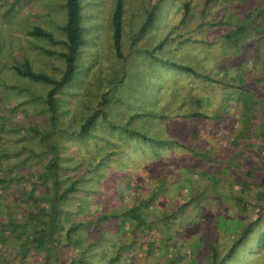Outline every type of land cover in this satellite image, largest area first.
I'll return each instance as SVG.
<instances>
[{
  "label": "rangeland",
  "instance_id": "obj_1",
  "mask_svg": "<svg viewBox=\"0 0 264 264\" xmlns=\"http://www.w3.org/2000/svg\"><path fill=\"white\" fill-rule=\"evenodd\" d=\"M79 1L85 33L87 35L88 30L92 29L95 33L87 36L96 39V42L87 41L81 44V49L75 58L77 64L75 63L74 76L70 81L73 87H79L80 80L83 78L90 86H94L87 88H93L96 91L103 88L100 93L105 92L106 95L111 96V100L106 104L104 110L106 118L103 123L101 124L100 119L97 118L95 123L90 125L89 134L84 136L82 143H79L81 139L75 137V134L68 137L72 141L75 140L74 145L83 154L98 153L100 146L128 147L131 152L130 154L125 152L120 156V165L122 168V165L130 168L131 172H128V169L116 172V166L109 169L108 178L103 180L104 182L100 178L101 181H95V183L109 184L117 180L120 189L116 187L117 191L113 190L109 197L101 192L92 193L86 201L88 207L81 210L72 206L70 215L76 217L89 211L90 215L97 216L104 210L121 208L120 197H125L130 205L134 202L133 200L143 199L144 201L147 194L154 188L155 190L159 188L153 194L152 202L147 205V207H153L151 217L157 218V215L162 214L164 210L172 212V215L168 218H157L159 221L156 224H162L160 231L155 229L156 226L150 232L146 230V225H143L144 228L140 230L137 228L138 232L142 229L147 232L140 233L142 245L131 246L133 255L125 253L118 264L129 262L131 264H168L169 260H172L174 264H203L208 262L205 256L208 254L207 243H214L215 251L222 252L230 243V239L239 233L241 226L251 219H256L257 216L259 217L252 223L244 241L239 244L232 256L224 259L222 264H264V183L258 181L261 176L264 177V134L263 138H255L256 130L253 131L249 138L251 145L249 141L246 142L243 152L232 159V166H229L226 171L222 170L220 177L218 174L217 178H213L209 163L197 158L194 151H198L199 145L204 147L213 145L214 153H217L218 148L219 153H223V146L229 144L233 136V133L229 134L226 124L230 122L232 126H236L240 119L242 99L235 100L239 91L238 89L230 91L231 87L223 83L220 85L206 82L203 76H195L164 62V59L183 61L202 75L208 74L222 81L225 79L226 82H235L241 78L247 80L252 78L255 81L264 67L261 45L264 41V0H213L205 5L202 4L203 0H185L188 7L181 21L178 17L182 11L183 0H124L121 33L123 57L115 54L112 45L109 13L113 0ZM28 2L33 7L37 6L38 11H34L39 16L38 20L29 19L25 13L23 15L22 11L16 12L17 7L8 12L0 10V150L5 148L12 152L9 154L0 152V173L13 176L8 183L5 182V185L0 184V192L6 194L5 197L16 200L15 208L17 209L12 213L18 218L23 216L21 214L23 212H20L21 208L28 209L33 204L39 203L46 206L48 203V199L43 195L51 183L46 178L41 179L36 176V172L47 160V155L44 154L38 160L27 157L26 162L22 163L17 156L27 154L31 156L28 151L30 146L37 149L40 147L37 136L30 130L31 125L50 126L48 124L51 120L48 116L50 111L46 106L45 96L51 83L19 74L8 63L21 64L23 60L28 59L35 70L52 76L59 75L66 64L65 57L56 51L65 48L61 40L64 36L62 24L66 19L65 0H28ZM152 5V21L138 34L137 29L146 10ZM202 6V11H199ZM25 7V5L19 6V10ZM255 12L258 13L255 15ZM27 20L33 22L28 24ZM240 22L245 24L237 45L226 44L221 36L222 31ZM27 25L30 27L27 30L29 33L24 31ZM32 28L36 30L30 31ZM256 30L259 31L257 34ZM164 34L166 37L163 43L154 46ZM252 46L256 47V50L253 51ZM49 48L55 52H50ZM237 68L243 73L236 74ZM96 71H101L102 74ZM234 75L236 80L232 79ZM260 82L264 86V81ZM253 83L247 92L251 98L256 93L254 105L248 110L253 112L250 115L252 119L260 116L264 110L262 94L253 92L260 85ZM219 86L221 88L224 86L226 92ZM76 89L73 88L72 91L75 92ZM227 90L230 91L229 96H226ZM72 93L65 94H70V100L75 105L78 101L74 94L72 97ZM88 95L91 96V94ZM195 95L202 96V105L198 108L199 110L209 115L217 109L224 112L228 107L229 111L224 113H230L231 117L214 123L208 118L179 117L182 113L196 109L193 101ZM100 96L101 94L98 96L93 94L90 100L91 105ZM81 97L85 98L80 94L79 98ZM224 97L226 102L222 104L224 100L221 98ZM75 106L76 119H71L69 122L65 118H69L71 111L67 108L64 111L65 114L58 111L55 120L59 126L55 124V130L60 131L71 126L79 127L81 117L92 110L82 109L79 104ZM155 106L167 114L163 119L144 114L145 110H153ZM220 106L225 109L220 110ZM70 108L74 109L73 106ZM62 109L64 110V107ZM134 112L138 114L130 117V113ZM170 118L186 128L185 138L189 139L190 150L181 151L184 153H179L177 157L175 154L169 156L170 150L175 147L173 144L159 146L158 154H162V157H153L154 153L145 147L140 135L130 132L127 136L120 137L114 132L119 131V128H114L112 124L118 122L116 125L123 131L126 130L122 126H132L140 129L139 131L144 130L158 136L166 134L165 122ZM191 127L196 128L197 132L190 135L188 133ZM257 131L259 132L260 129ZM96 142L97 144H94ZM18 147L22 150L13 152ZM236 148L239 146L229 147L225 151H233ZM134 151L141 158L133 154ZM214 153L211 155L220 156ZM142 157L145 162L150 163L148 166L145 167ZM63 158L68 165H74L66 157ZM154 160L157 165L151 164ZM165 161H167L166 165L162 163ZM182 162L193 166H190V169L185 166L186 169L183 172L184 168L180 167ZM215 164L216 168L220 166L217 162ZM69 169L66 172L65 169L62 170L65 176L75 173L74 166ZM178 171L179 175L176 174ZM248 171L249 174H247ZM142 172H145V175L138 176V173ZM234 175L240 179L246 178L249 182L244 196L246 205L243 208H238L231 197V194L236 193L238 186L229 182ZM183 177L189 180L188 185L176 186ZM134 182L136 184L140 182L141 185L136 186ZM125 184L129 187L128 191L124 190ZM77 191H80V188ZM194 192H199L198 199L176 212V206ZM113 196L117 199L116 203H110L108 200ZM71 199L72 197H69V200ZM77 201L79 202L78 199ZM60 204L63 205L64 200ZM215 213H221L220 228L226 227L231 222L233 228L215 229ZM86 214L89 215V213ZM5 218L6 216L1 213L0 219ZM100 223L103 224V221ZM113 223L109 222L105 226ZM92 227L97 230L98 222H92ZM9 233L7 226H0V264H24L21 262V255L15 250L19 238ZM122 236L127 237V234L124 232ZM104 248H106L105 252L92 248L91 252L88 251V256L100 262L102 258L109 255V248L107 246ZM28 252L39 263V251L30 247ZM48 260L43 259L41 264H50Z\"/></svg>",
  "mask_w": 264,
  "mask_h": 264
},
{
  "label": "trees",
  "instance_id": "obj_2",
  "mask_svg": "<svg viewBox=\"0 0 264 264\" xmlns=\"http://www.w3.org/2000/svg\"><path fill=\"white\" fill-rule=\"evenodd\" d=\"M209 1L213 0H203L202 4L205 5ZM65 5L66 19L62 24L64 36L61 39L65 45V48L56 50L57 53L63 55L66 59L65 68L63 69V71L59 75L52 76L46 72L35 70L30 65L28 59L23 60L21 64L13 65V68L19 74L27 75L34 79L46 80L51 83V86L49 87L45 96V101L47 104L46 106L50 111V114L48 115L51 118L48 123L50 126L35 127L31 125L30 130L33 132V134H35V136H37V140L40 143V147L39 149H37L33 148L34 146H30L28 151H30L29 155L31 156H28V154L25 156H17L19 162L22 163L26 162L27 157L30 159L38 160V158H40L44 154L47 155V160L45 161L43 167L36 172V176L37 178L41 179L46 178L47 181L51 183L50 187L47 188L43 195L45 198L48 199V203L46 206L41 205L39 203L36 205L33 204L28 209L21 208L20 212H23L21 213L23 216H20L18 218L15 217L12 213L14 212L13 210L17 209L15 208V205L17 203L16 200L12 198H7L5 197L6 194L0 192V214L2 213L6 216L4 220L0 219V226H7L8 230L10 231L9 234L16 235L19 238L15 250L21 255V262H24V264H41V261L43 259H49L50 264H112V262H114L113 264H118L119 259H122L125 253L133 255V249L131 248V246L137 247L142 245V239L139 238L141 232L146 234V230H149L148 232H150L151 229H154L153 227L155 226V229L160 231V227L162 226V224H156L157 221H159V219L157 218H168L172 215V212H165L166 210H164L162 214L160 213L157 215V218L154 216L153 218L151 217L153 207H147V205L152 202L153 194H155L157 189H159L156 187V190L154 188L149 194H147V198H145L144 201L143 199H139L138 201L133 200L134 202L129 205L125 197H120L121 208L119 209L111 211L107 209L102 211L97 216L90 215L89 211H86L83 215H77L76 217L70 215V212H72V206L77 207L81 210H84L86 207H88L86 201L91 197L92 193L101 192L104 195L106 194L107 197H109L112 194L113 190L117 191V188H119L117 180L111 181L112 183L109 184L102 182H104L103 180L108 178V170L112 167L116 166V172H120V170L124 169H128V172H131V170H129L130 168H125L124 165H122V168L120 165V156L124 155L125 152H128L127 154H130L131 151L128 149V147L125 146H117V148H105L100 146V150L98 153L88 152L83 154L80 153L78 147L74 145L73 142L75 140L72 141L68 137L71 134H75V137L77 136L81 139L79 140V143H82L85 138L84 136H86L87 133L89 134L90 125L94 124L97 118L100 119L102 124L106 118L104 110L106 104L111 100V96L106 95V93L102 91L100 93V90H102L103 88L97 91L93 88H87L88 86H94H90L89 83H87L83 78H81L80 80L81 84L79 83V87L72 86L70 80L74 76L76 63L75 58L76 54L81 49V44L87 41H90V43H95L96 39L88 37L89 35H93L95 33L92 32V29L88 30V36L85 33L84 24L82 20L83 15L82 11L80 10V1L65 0ZM181 7L182 11L180 16L178 17L179 21H181L184 17V14L188 7V3L183 0L181 3ZM202 9L203 6L199 11H202ZM123 10L124 0H113L112 7L109 13L111 29L110 33L112 38V45L115 50V54L118 57L124 56L122 50L121 37ZM152 17L153 5L147 8L144 18L137 29L138 34L141 33L146 28V26L151 23ZM244 24L245 22H240L235 26H231L230 28L228 27L226 30H223L221 34L224 39L223 41L229 45L230 43H232L233 45H237L238 40H240V33H242L244 29ZM35 30V28H32L30 31ZM165 34L157 40L154 46H159L163 43L164 38L166 37ZM101 36L102 35H100V37ZM234 48H236V46H234ZM147 50L151 51L150 49ZM49 51L55 52V50L50 48ZM164 62L168 63L173 67L183 69L186 72H190L195 76H203L205 77L206 82H212V84L217 83L220 85L223 83L224 85L231 87V90L229 89L230 91H232L233 89H238L239 91L235 100L237 101L239 99H242V108H240L239 111L240 119L236 126H232L230 122L229 124H226L229 134L233 133V136L231 137L232 139L229 140V144H226L224 146L221 145L223 146V153H219V148L217 150V153H214L215 150L213 149V145L211 147H204V145H199L200 148L198 149V151H194V155L197 156V158L203 159V161L205 160L207 164L209 163V169H211L210 172H212L213 178H217L216 175L218 174L220 177L222 170L226 171L229 166H232V159L235 157V155H239L240 152H243L242 149L244 147V144L248 141L250 142L249 138L251 137L253 131L256 130L255 138H263L262 135L264 134V110L260 116L258 115L257 117H254V119L250 117L253 112L248 111L249 109H252L255 102L256 93H254V97L252 98L248 95L249 93L247 94L249 88L251 89L254 80L252 78H249L248 80L245 78H241V80L238 79L235 82H226L225 79L222 81V79L213 78L208 74L202 75L197 72L191 65L183 61L164 59ZM238 69L239 68H237L236 70V74H242L243 72L238 71ZM262 69L263 70L258 74L256 78L257 81H254V83L256 82L257 85H260V87H258L253 92H260V94H262V98L264 99V86H262L260 82L262 80L264 81V67ZM96 73L102 74L101 71H96ZM232 79L236 80V75L232 76ZM219 87L222 91L226 90L224 86L222 88L221 86ZM73 88H77L75 92L72 91ZM230 91L227 90L226 96H229ZM66 92H73L72 97L73 94L75 97H77L78 103L75 105L79 104L82 109L85 108L87 110H92L89 111L83 117H81L82 119L79 120V127L71 126L68 129H60V131H57L55 130V126L58 124V122H56L55 118H57L58 116V111H61L65 114L64 111L67 108L69 109L68 111L71 112L69 113V118L67 117L65 118V120L69 122L71 119H76V106L73 105L72 101L70 100V94L66 95ZM80 94L83 95L85 98L81 97L80 99ZM88 94H91V96ZM93 94L96 96L101 94V96L97 98L94 104L91 105L92 102L90 100L92 99ZM230 94L232 95V93ZM221 99L224 100V103L222 104H225V97ZM263 99L261 101H264ZM63 100L65 104L63 103ZM66 101H70V103H66ZM193 101L196 105V109L182 113L179 117H188L190 119L208 118L212 123L217 122L220 119H228L231 117L230 113H224L226 111H229L228 107L226 109L224 108V110L220 106L219 109L221 108L220 110H224V112H220L217 109L213 111L214 113L209 115L203 112L202 110H199L198 108H200L202 105V96L200 95H195ZM67 104H69V106ZM72 106L74 107V109L70 108ZM63 107L64 110L62 109ZM152 109L153 110H145L144 114H149L152 117H159L161 119H163L167 115L162 109H158L156 106ZM136 114H138V112L130 113V117L135 116ZM106 122L110 124L109 121L106 120ZM117 123L118 122L112 123L114 128H119V131H114L116 135L118 134L120 137H125L128 135V133L135 132L136 134L142 137L143 144L145 145V147L147 149L149 148L148 150L154 153L153 157H162V154H158V147L163 146L164 144H166V146L172 144L173 146L175 145L174 149L170 150L169 156L175 154V156L177 157L179 153H184L181 151L190 150V146L188 143L189 139L185 138L186 128L178 124L177 121L173 120V118H170L169 121L167 120L165 122L164 130L166 134H161L158 136L153 133H147L144 130L139 131L140 129L138 130L136 127L134 128L132 126H122V128L126 130L123 131L120 127L116 125ZM61 126L64 127V125ZM105 126L108 127V125ZM257 129H260V131L258 132ZM195 132H197V129L191 127L188 134L191 135ZM173 135H176V137H172ZM251 143L252 142H250L249 144L251 145ZM94 144H97V142ZM237 145L239 146V148L234 149L233 151L235 152L225 151V149L234 146L236 147ZM21 150L22 149H19L18 147L13 152L17 153ZM0 152H4L5 154L12 153L11 151H8V149L6 150L5 148H2ZM132 153L138 155L139 158H141V156L135 151ZM213 153L219 154L220 156H212L211 154ZM109 155L110 157H108ZM63 157H66L67 159L72 161L74 165H68L67 161ZM113 160L115 162H112ZM141 160L145 164V167L150 164L148 162H145L143 160V157ZM216 162L220 164V166L218 167L219 169L216 168ZM162 163H165L166 165L167 161ZM151 164L157 165L156 160H154ZM73 166L75 168V173L73 175H71L70 173L69 176H65L62 170L65 169L66 172L70 170V167L73 168ZM185 166L189 167L188 169H190V166L193 165L189 166V164L182 162L180 167L184 168L183 172H185ZM150 168L151 166L148 170H150ZM176 174L179 175L180 172L178 171L176 172ZM247 174H249V171L247 172ZM140 175L144 176L145 172L138 173V176ZM11 177H13L11 174L4 175L0 173V184L5 185V182L8 183ZM100 178H102V182L95 183V181H101L99 180ZM216 178L215 181L217 180ZM187 181L189 180L186 177H183L176 186L183 187L186 184L188 185ZM258 181L264 183V177L261 176ZM229 182L233 184H238L236 193L231 194V197L233 201H235L236 206L238 208L245 207L246 200L244 199V196L246 195V188L247 184L249 183L248 180L246 178L240 179L234 175V177H232ZM140 185V182L136 184V186ZM156 186H158V184H156ZM79 188L80 191H77L79 190ZM124 190H129V187L126 186V184L124 185ZM76 196L79 202L77 201V199H75ZM121 196L123 195L121 194ZM198 196L199 192H194V194L191 196L189 195V197H187L185 200H183L180 204L176 206L175 211L177 212L182 208H186L191 201L198 199ZM69 197H72V199L69 200ZM63 200L64 204L62 205L60 203ZM108 200L110 201V203L117 202V199H115L114 196L110 199L108 198ZM74 202L76 203L74 204ZM86 213H89V215H87ZM220 215L221 213H215V229L219 228L221 230L233 228L232 222H229L231 225L227 224L226 227L220 228ZM258 217L259 216H257L256 219H251L247 221L244 225H242L239 230V233L230 239V243H228L226 249L222 252L215 251V246L213 245L214 243H207L206 246L208 249V254L205 256L208 258V262H204L203 264H222L225 258L232 256V253L237 249L239 244L244 241L248 230L252 227V223H254V221L257 220ZM101 221H103V224L100 223ZM92 222H98L99 227L97 228V230L92 227ZM109 222L114 223L112 225L105 226ZM143 225H146V230L142 229L140 232H138L137 228L140 230ZM124 232L127 234V237L122 236ZM104 246H107L109 248V255H106L105 258H102L103 256H101L100 253V257L102 258L100 262H98V260L94 261L93 259H90L88 253L91 252L92 248H97L99 249V251L101 250L102 252H105L106 248H104ZM30 247H32L36 251H39V263H37V259L29 255L28 250ZM48 253L50 256L48 255ZM128 264H131V262H129ZM168 264H174V262L172 260H169Z\"/></svg>",
  "mask_w": 264,
  "mask_h": 264
},
{
  "label": "crops",
  "instance_id": "obj_3",
  "mask_svg": "<svg viewBox=\"0 0 264 264\" xmlns=\"http://www.w3.org/2000/svg\"><path fill=\"white\" fill-rule=\"evenodd\" d=\"M27 1L28 0H0V10H2L1 12H6V11L8 12L9 10H12L15 7H17L18 10H16V12H21L22 11L23 15L25 13L26 17H28L29 19L38 20L39 16H37V12H35V11H38L37 6L34 5V7H33V6H31V4L29 2L27 3ZM22 5L26 6L25 9L23 8L24 10L23 9L19 10V6H22ZM35 7H36V9H35ZM257 13L258 12H255L254 14L256 15ZM7 18H9V17H7ZM32 22L33 21H31V20H27L28 24L29 23L31 24ZM28 29H30L29 25H27V27L24 28V31L28 32L27 31ZM263 29H264V25H263ZM255 32L257 34V32H259V31L256 30ZM255 43H257V42H255ZM261 45L263 46L262 50H263V55H264V41H262ZM251 49L254 51V50H256V47L252 46ZM14 64L15 63H8V65H10V66H13Z\"/></svg>",
  "mask_w": 264,
  "mask_h": 264
}]
</instances>
